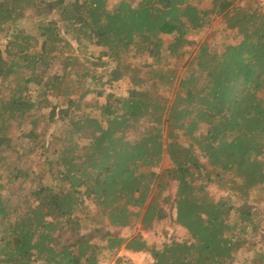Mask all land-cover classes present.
Wrapping results in <instances>:
<instances>
[{
  "label": "trees",
  "instance_id": "16d2710c",
  "mask_svg": "<svg viewBox=\"0 0 264 264\" xmlns=\"http://www.w3.org/2000/svg\"><path fill=\"white\" fill-rule=\"evenodd\" d=\"M206 1L0 0V264H101L122 248L152 264H264V14ZM216 17L213 40L192 39ZM192 47L182 71L165 61ZM119 82L126 96L105 88ZM170 217L187 237L161 248L108 230Z\"/></svg>",
  "mask_w": 264,
  "mask_h": 264
},
{
  "label": "rangeland",
  "instance_id": "374dc122",
  "mask_svg": "<svg viewBox=\"0 0 264 264\" xmlns=\"http://www.w3.org/2000/svg\"><path fill=\"white\" fill-rule=\"evenodd\" d=\"M192 3L195 5H199L201 8H205V9L210 7V2L206 1V0L202 1V2L200 0H192ZM16 26H17V24H16ZM17 27L24 29L27 33L36 34V23L34 20H31V19L22 20L21 22H19ZM221 27H222L221 19L216 17V18H214V20L212 21V23L210 24L209 27H207L204 31H202V33H200L198 35H193L192 39L196 40V42H198V43L202 42L207 37H209L210 40H213L214 37L210 33L213 32L212 30L219 29ZM165 40H166V43H168L172 40V37H166ZM6 43H7V41H6L5 37L0 35V47L3 50L5 49ZM194 50H195V47L188 48V52H189L188 55L185 58H182L180 60L169 58L165 61L167 63H169L170 66L177 67L179 69V71L180 70L182 71L184 64L186 63L188 58H190L191 53ZM88 51H89V55H91V57L98 58L100 53L103 52V49L98 47V46L92 45V46H90ZM133 61L136 63H139V62L150 63V62H152V60L147 58V57L137 58V59H134ZM55 68H58V66H56ZM104 78L105 79H103V82L107 80V77H104ZM95 86H100V85H95ZM105 88L107 89L108 92H111L113 94L126 96L129 85H128V82H119V83L114 84L113 87L108 86ZM171 88L172 87H169V88H167V90H171ZM3 93H2L3 95L7 94V92L5 90H3ZM2 94H0V97ZM87 100H89L91 103L94 101H98L100 103L105 102L104 97L98 98L96 95H90L89 97H87ZM95 115L98 116L99 113H95ZM24 126L25 127H23L22 129L25 128L27 130L30 128L28 123H25ZM18 131L19 130L16 128L15 133L17 135H19ZM133 135L136 136L137 134L129 133L130 138ZM23 144L25 146H27V140L24 139ZM19 163H20V165H22V167L29 168L32 165V158L25 157L23 159H20ZM172 167H173L172 162L170 161L168 155L165 154L163 157L159 171L160 170L161 171H165V170L167 171V170L172 169ZM158 191H159V189L155 188L153 195L157 194ZM211 192L213 194H216V195H218V194L222 195V193H220L217 190V188H215V187L211 188ZM175 193H176V186L174 184H172L171 187L167 191H164L162 193V198H164L168 195L174 197ZM258 195H259V190L255 189L252 192V197L256 198ZM151 198H152V196H151ZM163 207L165 208L166 213L168 215L170 214V216H172V217L174 216L175 210H173L170 205L163 204ZM172 217L167 218V219H165L159 223L155 222L153 227H150L147 230L143 229L140 222H137L136 224H134L131 227L121 228V229L111 227L108 230H109V232L114 233V234H116L119 237L124 238V239H132V238H136V237H141L150 246L155 245L158 248H161L163 246L164 242L172 236H175L177 238L187 237L186 231L184 229H181L179 226H177L174 223V220ZM118 258H122L124 260V264H127L129 262L132 264H152V258L147 253H132V252L124 250L123 248L118 250L111 257L108 256L107 259L105 261H103L101 264H117L116 260ZM245 260H246V257L239 256V260L236 264H243V262Z\"/></svg>",
  "mask_w": 264,
  "mask_h": 264
},
{
  "label": "built area",
  "instance_id": "2783aa9c",
  "mask_svg": "<svg viewBox=\"0 0 264 264\" xmlns=\"http://www.w3.org/2000/svg\"><path fill=\"white\" fill-rule=\"evenodd\" d=\"M257 1H258L259 5H260V8H261L263 14H264V0H257Z\"/></svg>",
  "mask_w": 264,
  "mask_h": 264
}]
</instances>
